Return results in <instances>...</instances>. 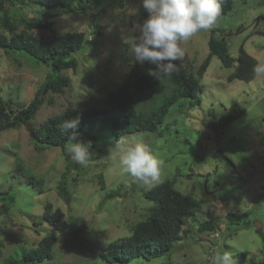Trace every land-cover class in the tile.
Wrapping results in <instances>:
<instances>
[{
	"label": "rangeland",
	"instance_id": "rangeland-1",
	"mask_svg": "<svg viewBox=\"0 0 264 264\" xmlns=\"http://www.w3.org/2000/svg\"><path fill=\"white\" fill-rule=\"evenodd\" d=\"M22 10L52 21L48 29L29 30L32 34L83 31L89 41L73 54L77 68L60 72L69 85L61 92L48 90L27 124L0 132V264H211L214 250L224 249L237 264H264V79L228 81L236 61L224 67L213 55L197 98H180L171 105L155 131L117 137L109 122L83 126L77 140L90 142L93 154L81 166L60 147H37L30 129L67 110L105 107L107 94L121 85L134 61L122 36L139 23L141 0H88L78 13L36 3ZM25 30L19 25L14 33ZM211 34L225 38L235 60L243 44L257 62H264V0H233L217 27L183 44L185 57L179 62L194 76L209 52ZM0 35L11 36L1 23ZM49 73V67L0 47V102H9L13 110L28 105ZM228 116L217 131L209 127L212 119ZM126 136L142 139L164 160L161 181L173 180L174 188L195 198L200 208L166 256L109 263L101 251L129 236L152 206L144 196L148 188L121 176L113 159L116 142ZM48 204L51 211H62L66 226L56 234L50 258L24 261L25 253L56 232L43 218ZM207 222L211 227L200 230Z\"/></svg>",
	"mask_w": 264,
	"mask_h": 264
},
{
	"label": "trees",
	"instance_id": "trees-1",
	"mask_svg": "<svg viewBox=\"0 0 264 264\" xmlns=\"http://www.w3.org/2000/svg\"><path fill=\"white\" fill-rule=\"evenodd\" d=\"M232 1L223 0L220 15H225L231 9ZM31 3L47 8H59L65 13H78L86 8L88 0H0V23L11 33L9 38L0 35V47L9 53L21 55L32 63L50 68L47 79L28 105L13 110L9 102H0V132L19 124H27L48 90L61 92L69 85L68 79L60 72L77 68L73 54L89 41L83 31H68L46 37L30 33L31 29H48L52 23L50 18L30 17L24 13L23 6ZM147 15L146 10H143L139 23H143ZM19 25H24L27 30L14 33ZM98 32L94 29L92 33L97 35ZM89 38L91 40L90 36ZM208 50L195 76L188 73L179 61L176 62V71L170 76L150 75L149 72L155 68L154 65L133 61L121 85L107 94L105 107L67 110L49 118L39 126L31 127V141L37 147H60L63 155L70 160L66 145L70 141L71 133L61 129L66 120H79L78 128L75 130L77 133L83 126L95 121L109 122L111 132L117 137L139 131L153 132L163 122L168 108L180 98H197L198 93L202 91L200 80L213 55L217 56L224 67H230L236 61L233 72L227 77L228 81L250 80L254 77L252 69L258 62L245 51L243 44L240 45L235 60L229 54L225 38L223 36L217 38L211 34L208 39ZM229 119L228 116L221 118L219 123L213 121L209 127L217 131ZM173 185L174 181L167 179L144 193L145 198L152 203L147 218L136 223L129 236L108 244L101 251L102 260L109 263L126 262L135 257L149 260L166 256L170 252L173 245L182 239L183 226L200 208V203L195 198L179 192ZM60 192L67 201L68 194L63 180ZM110 194L107 196H111ZM43 218L56 232L42 238L35 249L25 253L24 261L50 258L56 234L62 232L66 226L62 219V211L60 209L51 211L49 204L45 205ZM210 227L211 223H203L200 230ZM2 247L0 243V256Z\"/></svg>",
	"mask_w": 264,
	"mask_h": 264
},
{
	"label": "clouds",
	"instance_id": "clouds-1",
	"mask_svg": "<svg viewBox=\"0 0 264 264\" xmlns=\"http://www.w3.org/2000/svg\"><path fill=\"white\" fill-rule=\"evenodd\" d=\"M223 0H141L148 13L143 23L134 24L128 35L122 36L127 53L136 63H149L155 68L149 74L170 76L176 71V62L185 57L183 44L195 34L210 32L218 26ZM137 10L132 9L135 13ZM254 76L264 79V62L252 69ZM79 120H66L61 125L70 132L66 151L71 159L87 166L91 160V143L77 140ZM113 159L119 174L129 176L145 188L151 189L161 182L165 161L158 158L142 139L121 137L113 148ZM211 264H237L231 252L214 250Z\"/></svg>",
	"mask_w": 264,
	"mask_h": 264
},
{
	"label": "water",
	"instance_id": "water-1",
	"mask_svg": "<svg viewBox=\"0 0 264 264\" xmlns=\"http://www.w3.org/2000/svg\"><path fill=\"white\" fill-rule=\"evenodd\" d=\"M220 120H221V118H218V119L214 118V119L211 120V122H213V121L216 122V121H220Z\"/></svg>",
	"mask_w": 264,
	"mask_h": 264
},
{
	"label": "built area",
	"instance_id": "built-area-1",
	"mask_svg": "<svg viewBox=\"0 0 264 264\" xmlns=\"http://www.w3.org/2000/svg\"><path fill=\"white\" fill-rule=\"evenodd\" d=\"M90 39V38H89Z\"/></svg>",
	"mask_w": 264,
	"mask_h": 264
}]
</instances>
